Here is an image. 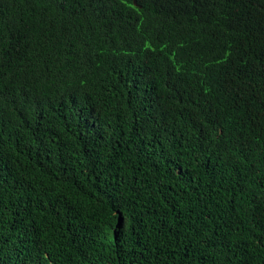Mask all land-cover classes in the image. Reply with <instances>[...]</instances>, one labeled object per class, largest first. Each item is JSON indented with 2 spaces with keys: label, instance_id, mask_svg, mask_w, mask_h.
<instances>
[{
  "label": "trees",
  "instance_id": "16d2710c",
  "mask_svg": "<svg viewBox=\"0 0 264 264\" xmlns=\"http://www.w3.org/2000/svg\"><path fill=\"white\" fill-rule=\"evenodd\" d=\"M0 264H264V0H0Z\"/></svg>",
  "mask_w": 264,
  "mask_h": 264
}]
</instances>
